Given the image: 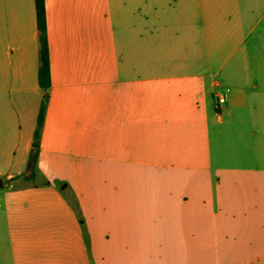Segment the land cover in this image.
<instances>
[{
    "label": "crops",
    "instance_id": "obj_1",
    "mask_svg": "<svg viewBox=\"0 0 264 264\" xmlns=\"http://www.w3.org/2000/svg\"><path fill=\"white\" fill-rule=\"evenodd\" d=\"M163 1L46 0L33 163L35 0H0V112L22 122L0 264H264V0Z\"/></svg>",
    "mask_w": 264,
    "mask_h": 264
},
{
    "label": "rangeland",
    "instance_id": "obj_2",
    "mask_svg": "<svg viewBox=\"0 0 264 264\" xmlns=\"http://www.w3.org/2000/svg\"><path fill=\"white\" fill-rule=\"evenodd\" d=\"M170 3H172V0H164L163 3L160 5L168 6ZM143 5L140 0H128V3L126 4V10L125 15H130L131 17H136V19H139L144 14V9L141 6ZM112 17H108V19H111ZM112 21V20H110ZM134 21V20H132ZM117 25L116 23H109L106 21H102L100 23V29H101V35H100V47L102 48H108L111 47L112 41L114 40V36L112 34V30ZM149 31H156L155 29H152ZM202 42V40H201ZM225 119L227 117L225 116ZM22 127V122L20 119L15 118L13 119L11 116L2 115L0 112V139H6V137L12 133L18 132ZM18 154L17 150L13 149L12 147L8 145H1L0 146V199L4 195V193L8 190V183L6 180V176L9 172H15L16 167L12 165V158H14ZM89 172L87 170L81 171L79 169H70L66 172V175L69 177H76L80 175H86ZM102 174V173H101ZM65 183L62 184V188L64 187Z\"/></svg>",
    "mask_w": 264,
    "mask_h": 264
},
{
    "label": "trees",
    "instance_id": "obj_3",
    "mask_svg": "<svg viewBox=\"0 0 264 264\" xmlns=\"http://www.w3.org/2000/svg\"><path fill=\"white\" fill-rule=\"evenodd\" d=\"M35 6H36V14H37V27L39 30V41H40V67L38 71V80L40 87L45 92V95L39 109L37 126L34 132L32 152H31V161L33 163H36L39 157L41 134L45 123L47 107L49 104L48 92L52 85L50 50L48 44L46 0H35Z\"/></svg>",
    "mask_w": 264,
    "mask_h": 264
},
{
    "label": "built area",
    "instance_id": "obj_4",
    "mask_svg": "<svg viewBox=\"0 0 264 264\" xmlns=\"http://www.w3.org/2000/svg\"><path fill=\"white\" fill-rule=\"evenodd\" d=\"M225 103H226V95L225 94L219 95L218 96V99H217L218 108L220 109L221 108V105H223Z\"/></svg>",
    "mask_w": 264,
    "mask_h": 264
}]
</instances>
